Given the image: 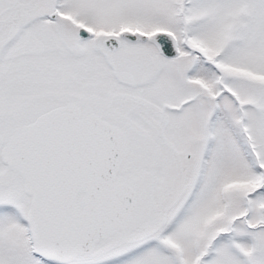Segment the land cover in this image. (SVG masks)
Returning a JSON list of instances; mask_svg holds the SVG:
<instances>
[{"label":"snow or ice","instance_id":"snow-or-ice-1","mask_svg":"<svg viewBox=\"0 0 264 264\" xmlns=\"http://www.w3.org/2000/svg\"><path fill=\"white\" fill-rule=\"evenodd\" d=\"M0 264H264V0H0Z\"/></svg>","mask_w":264,"mask_h":264}]
</instances>
